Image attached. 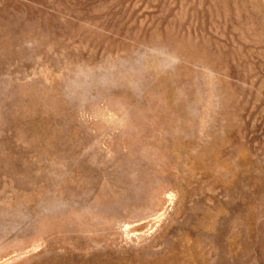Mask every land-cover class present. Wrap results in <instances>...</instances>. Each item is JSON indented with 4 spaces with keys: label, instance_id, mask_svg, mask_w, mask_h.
<instances>
[{
    "label": "rangeland",
    "instance_id": "obj_1",
    "mask_svg": "<svg viewBox=\"0 0 264 264\" xmlns=\"http://www.w3.org/2000/svg\"><path fill=\"white\" fill-rule=\"evenodd\" d=\"M0 264H264V0H0Z\"/></svg>",
    "mask_w": 264,
    "mask_h": 264
}]
</instances>
